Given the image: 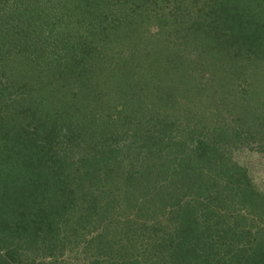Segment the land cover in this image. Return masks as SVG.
<instances>
[{
    "label": "trees",
    "instance_id": "1",
    "mask_svg": "<svg viewBox=\"0 0 264 264\" xmlns=\"http://www.w3.org/2000/svg\"><path fill=\"white\" fill-rule=\"evenodd\" d=\"M158 1L0 0V264H21L23 238L47 242L42 239L50 236L54 246L37 249L58 262L68 253L65 242L72 235L59 233L71 230L73 210L91 200L90 192L83 191L86 184L80 186L81 193L69 186L66 158L71 154L73 170L85 172L89 153L99 154L96 170L105 172L99 185L103 187V178L112 187L106 196L112 205L133 199L142 203L139 208L132 204L138 222L144 217V223L136 225L145 236L128 225L130 234L124 231L126 242H120L119 230L111 233L110 226L94 221L99 213L87 214L88 229L74 233L78 238L71 246L84 244L85 253L92 250L93 258L84 264H264V200L251 201L264 196L251 192L247 200L240 183L248 179L246 169L234 168L236 173L230 174L225 167L216 176L218 185L215 180L201 186L193 184L190 175L169 176L149 164L150 157L158 163L170 154L164 144L170 120L168 115L160 120L155 112L184 107L177 99L182 94L176 97L171 91V100L167 97L170 89L176 91L171 88L174 74L187 77L189 70L198 71L201 84L206 77L201 69L208 66V79L219 82L212 85L219 106L232 109L227 115L236 113L239 126L245 117L264 119V0H204L202 10L177 14L180 21L172 22L173 34L180 43H172L167 62L147 54L151 48L140 36L144 26L138 16L147 15ZM186 1L176 0L181 10ZM82 33L87 42L77 47L72 43ZM113 33L133 52L129 61L120 59L117 68L107 71L112 57L106 56L107 44H97ZM143 59L151 69L145 83L135 77L144 69ZM13 63L29 68L22 76L28 93L13 87L11 77L18 68ZM126 63L131 66L128 84L121 76ZM32 69L38 72L30 74ZM44 72L49 74L42 82ZM66 81L79 88L73 98L63 91ZM230 82H238L237 87L226 88ZM244 83L246 88L238 93ZM203 91L207 92L203 87L192 89L190 104ZM51 105L53 111H48ZM220 116L219 112L214 118ZM66 142L71 145L66 147ZM203 147L199 157L209 164L213 156ZM75 155L83 159L75 161ZM123 173L136 190L128 186L120 192L116 178ZM146 181L147 193L142 190ZM187 196L194 197L186 200ZM147 203L156 207L154 216L143 211Z\"/></svg>",
    "mask_w": 264,
    "mask_h": 264
},
{
    "label": "rangeland",
    "instance_id": "2",
    "mask_svg": "<svg viewBox=\"0 0 264 264\" xmlns=\"http://www.w3.org/2000/svg\"><path fill=\"white\" fill-rule=\"evenodd\" d=\"M203 1L204 0L186 1L187 4L185 3V7L183 6L181 10L179 4L176 3V0H159L157 4H155L157 7H155L154 5V7H152L153 9L147 15L145 14V16H138V18L142 17L141 19L139 18V22L142 24L140 26H144L140 30V36L145 38V41L149 43V47L151 48L149 49L147 54L153 55V57H155V60H162L164 62H167V57L174 47L172 43H180L178 39L175 38L176 32L173 34V31L176 30V28H174L172 22L180 21L177 18V14H188V9H190V11L191 9H197V11L202 10ZM180 3L184 2L180 1ZM221 13H223V9L221 10ZM223 16L225 15H221V18ZM74 30L71 32V34L74 32ZM111 35V38H107L105 41L97 44L99 48H102V46L107 44L104 48L107 53L106 56L112 57V63L109 65L107 71H109V68H111V66L117 68L119 66L118 60L120 59L123 61H129L127 57L129 55L132 56L133 52L132 48L124 44L125 42H123V40H120L118 36H115L114 33ZM136 35L138 36L139 33H137ZM75 37H77L76 33L74 34V38ZM87 38L88 36H86L85 33H82V36L79 37L76 42H74L73 40L74 43L72 44H76L77 47H79L78 44H81V42L85 41L87 42ZM97 40L98 39H95L94 41L98 43L99 41L97 42ZM18 49H21V46ZM191 50L194 51V49ZM120 54H122L121 58ZM107 57H105V59ZM22 59H26V57H21V60ZM115 59H117V61H115ZM145 59L141 61V67L144 68L143 71L135 76L136 79H138L139 81L141 80L142 82L148 80L149 77H151V75L149 74L151 70L149 68L150 65L147 64V61V63H145ZM23 63H19L17 65L13 63L18 66V68L12 75L11 80L13 81L12 85L15 89L19 90L23 87L28 93V90L30 88L25 85L24 80H22V76L28 72L29 68H24ZM27 64L32 65V67L33 65H35L31 62H27ZM138 65L139 62H136V66ZM165 67H167V64L165 65ZM14 69L15 67L13 68V70ZM107 71H105L104 75ZM37 72L38 71H36L35 69H32L30 71V74H34ZM201 72H206V77L205 79L201 80V84L200 80L196 78V74H200V72L198 71L195 73V71H193L192 69L189 70L187 72V77L186 75H184L185 77H181L179 75V77L177 74H174L171 88H175L176 91L170 89L167 97L170 99L171 93L175 94L176 97L177 93L178 95L182 94V96H178L177 99L179 98L178 101L180 103V106H182L183 104L184 107L182 106V110L177 111H175V107H172L169 111H167L165 108L166 112H155L156 114L158 113V118H160V120L162 119V117H164V115H168V120H170V126L168 130L164 132V134H167V138L164 141L165 146H167L166 154H170L165 155V157L162 159L159 158L160 162L158 161V163H156L155 159H153L154 157H150L151 161L149 164H154L157 170H159L162 174L166 173L169 176H177L176 174L179 173H181L180 176H184V174L186 176L190 175L191 177H194L192 178L193 184H200L201 186H203L204 183L211 184L210 182L213 183L215 180L216 182L214 184L218 185L220 181H217L219 179H217L216 176L218 175L219 177V175L222 173V169L225 167V169L229 168L230 174L236 173L235 169L237 171L238 168L241 167L247 170L246 176L248 175V179L245 183H243L244 180L240 181V183L242 182V188L244 189V194L247 200H250L251 192L260 194L259 196H264V155L259 154L258 150L260 149L261 152H264V119H258V116H254L253 118L245 117V119H243L244 122L241 124V126H239L237 124L239 118L237 117L236 113L235 115H227L232 109L230 108L229 111H227L225 109V106H219L217 100L220 97L216 96L217 93L212 87V85H215L216 82H219L208 79V74H210L208 66H205V69H201ZM130 73V64H124L121 70V76L124 82H126L127 84L130 82ZM46 74L48 75L49 73L44 72L40 74V77L42 76L44 78L41 80L42 82L43 80H46ZM121 83L122 85H125L123 82ZM226 85V88H228V86L233 87L235 83L230 82L229 84L226 83ZM237 85L238 82L235 86L237 87ZM66 86L67 88L63 89V91L68 94L69 98H73L79 88H76V83L74 84V82L71 81L67 82ZM246 86L247 84L244 83L241 87L237 88V92L239 93L241 89L243 90V88H246ZM201 87H203L207 92L203 91L202 96L199 98H195V103L190 104L189 99L192 95L191 90L194 89L195 91H197V89ZM25 95L29 97V95ZM213 100L216 102L213 103ZM52 106L53 105H51L48 111H53ZM219 112L220 114H222V116H220L218 120H216L214 118V115L219 114ZM241 116L244 115L241 113ZM70 145L71 144L69 142H66V147ZM203 146L208 148L207 154L213 156V159H211L209 164L206 163L207 165L204 164V161L202 162V159H200L199 157V149ZM98 156V153H89V155L85 156V164L89 167L88 169L85 167V172L73 170V166L71 164V154H68V158H66L67 164L65 170L69 178V186L74 188L73 191L81 193V189H79L80 186L86 184L85 187L87 189L83 191L90 192V195H88L90 199H88L89 201L91 200L90 203L87 202L88 205L84 204L81 207L83 211L80 210L81 208H78V210H73L74 217L70 219L71 221H68L70 223L69 227L71 230L68 233H65V228L61 233H59V235L61 236L68 234L72 235L71 238H67L68 242H65L68 253L64 254V256L59 259L58 262L57 257L53 258L49 253H47V256L43 251H41L42 253H39L37 249L38 245L43 248H50L54 246L55 241L53 239L51 240L50 236L42 239H49L50 241L47 242H31L28 239L23 238V243H21L20 245V251L24 254L23 259L20 260L21 264H84L88 262L90 258H93L92 250H90L88 253H85L84 244L77 249H71V246L72 248L73 246H75V244L72 242H74L78 238V235L73 234L78 231L81 233L82 230L85 231L88 229V225L86 223L89 222L90 218L87 217V214L91 216V214L93 213H99V217L94 218V221H101L104 227L110 226V229H108V231L111 233L113 229L119 230L120 235L116 239L120 242H126L127 238L124 235V231L130 234V232L126 228L128 225L134 227V230H139V227L136 225V223H144V217L138 222V218L140 217L135 216L134 212L136 210V207H133L134 204L139 208L140 204L142 203L138 204L137 200L133 199L129 202L128 200H122V203L112 205L114 204L113 200H111L110 202L106 197L111 195L112 187L107 186L108 184L107 182L103 181V178L101 179V184H104L103 187L99 185V176H102V174H105V172L102 173L100 171H97L98 169L96 170V167L98 165ZM63 157L64 156H62V158ZM90 158H95L96 161L90 160ZM81 159H83V157L81 158L80 156L75 155V161H80ZM171 166L175 167L172 168ZM218 169L220 171H218ZM125 171L126 173L129 172V168L126 167ZM125 175L126 174L123 173L122 176L118 175V177L116 178L118 181V187L121 188L120 192H123L124 188H128V186H133V188L131 189H135V184H133L134 181L129 182L124 177ZM224 178L225 177L222 174L221 179ZM186 182V184H189V181ZM179 184L183 183L180 182ZM225 184L226 181H222V184L220 183L222 189H225ZM52 189L53 191L56 190V188L54 187ZM142 190L146 193L148 192L147 181L146 183H144V189ZM63 192H65V190H63ZM120 194L123 195V193ZM188 197L191 198L194 196H187L185 197V199L187 200ZM254 199L260 204H263L264 199H260L257 196L253 197L251 201H253ZM77 206H79V204H77ZM108 208L109 210H107ZM85 209L90 211H86ZM155 210L156 207H153V204L148 203L146 204L145 209H143V211L149 217L155 215ZM95 214L93 215L95 216ZM84 215L86 217L82 218V216ZM155 218H157V216H155ZM77 221H81L82 225H80ZM83 222L85 223L83 224ZM149 222H153V220H149ZM59 227L62 228L63 223H61ZM102 229L103 226L102 228L99 227L95 231V234H99L100 232H102ZM146 233L148 237L149 232L146 231ZM137 234L139 236H145L143 235L142 230H139ZM92 247L95 248V245H93ZM138 252L142 254L144 252L143 248L139 249Z\"/></svg>",
    "mask_w": 264,
    "mask_h": 264
}]
</instances>
